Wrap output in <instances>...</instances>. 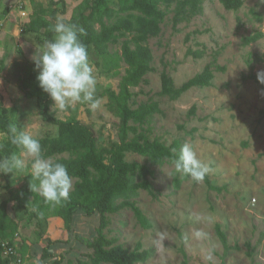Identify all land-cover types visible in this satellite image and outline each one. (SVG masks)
Returning <instances> with one entry per match:
<instances>
[{"label": "rangeland", "instance_id": "1", "mask_svg": "<svg viewBox=\"0 0 264 264\" xmlns=\"http://www.w3.org/2000/svg\"><path fill=\"white\" fill-rule=\"evenodd\" d=\"M54 1L57 5L50 7L47 0H0V100L8 110L10 121L38 139L55 137L57 130L41 120L35 100L25 95L21 82L26 66L33 64L30 57L35 45L42 44L45 38L39 33L27 35L26 17L18 18V13L20 16V12L26 11L31 19L43 10L42 17L52 26L57 17L72 20L83 0ZM240 1L241 7L234 11L226 10L219 0H203L198 15L176 26L173 25L175 6L162 7L166 16L160 34L146 41L153 57L151 70L137 88L131 89L135 94L131 107L156 102L160 113L144 126L150 129V139L157 138L167 146L174 140L192 145L198 158L212 169L208 174L211 184L221 191L209 190L204 182L193 183L182 178L170 164L153 166L154 176L149 181L155 197L140 190L135 200L151 228H141L133 213L123 210L106 215L109 224L104 230L107 238L117 239V244L129 251L137 243L144 250L151 249L152 256L144 264H180V247L187 255L188 264H208L203 255L209 247L214 248L211 264H220L223 249L215 234L216 225L221 227L230 246H239L238 251L226 257L225 264H251L245 255V243L254 248V264H264V95L262 88L249 79L250 75L264 70V3ZM107 4L112 9L119 8L118 0H107ZM6 8L8 13H4ZM53 9L57 10L56 19L50 16ZM257 32L263 34L262 39L247 46L242 44V38ZM121 42L122 39L108 46L106 58L92 49L88 52L98 81L96 96L102 98L97 110H90L87 104H77L67 111H52L51 106L57 119H76L88 126L101 150L117 142L119 120L108 93L118 91L127 68L120 57ZM187 50L202 51L203 55L194 59L187 55ZM206 66L213 71L209 87L192 88L174 101L158 95L163 72L175 87H180ZM3 142L0 140V144ZM125 160L146 162L135 154H127ZM25 164L24 172L18 173L17 178L0 174V204L9 202L7 187L19 189L24 176L30 173L31 160L26 159ZM177 176L181 182L176 188ZM71 182L73 186L74 180ZM7 212L16 224L14 239L17 248L23 246L20 253L24 263L32 264L38 256L41 264H52L60 251L50 260H42L40 242L41 237H54L53 229L59 227L51 211L36 218L28 207L18 209L8 203ZM209 214L215 218L211 225L196 219L197 215ZM75 219L70 249L60 253L61 264L88 261L84 252L89 250L79 238L86 243L96 236L98 215L86 217L77 212ZM196 230L207 232L208 239L197 241ZM60 238H65V234Z\"/></svg>", "mask_w": 264, "mask_h": 264}, {"label": "trees", "instance_id": "2", "mask_svg": "<svg viewBox=\"0 0 264 264\" xmlns=\"http://www.w3.org/2000/svg\"><path fill=\"white\" fill-rule=\"evenodd\" d=\"M47 1L50 7L57 5L54 0ZM118 3L119 8L115 10L108 6L107 0H83L72 20L64 21L82 27L86 34L80 39L88 52L92 49L98 56L104 58L109 55L108 46L122 39L120 57L127 68L119 81L118 91L108 93L119 120L117 142L112 143L109 149L101 150L93 131L78 120L57 119L51 112L53 101L38 86L34 64L25 68V76L21 82L22 91L27 97L35 100L41 120L57 130L55 137L40 139L43 155L45 158L64 164L71 181L74 180L69 199L56 206L46 204L38 193L31 192L30 173L24 176L19 189L13 190L7 187L8 203L12 206L18 209L28 207L32 211L31 215L36 218L51 211L52 217L59 222V227L53 229L54 237L47 235L40 238L42 260L53 258L49 253L51 246L71 242L73 220L77 212L86 217L98 215L99 223L92 241L85 243L79 238L90 253L86 255L88 261L78 260L76 264H144L153 253L151 249H142L140 243L129 251L117 244V239L107 238L104 234L109 224L106 215L129 210L141 228H151V223L138 208L135 200L140 190L155 197L153 186L149 181L154 176L152 167H162L165 163L172 165L171 149L178 150L182 144L179 140H174L167 146L157 138L150 139L148 135L150 129L144 126H148L154 115L160 113L158 104L149 102L133 109L130 102L135 94L131 89L137 88L151 70L153 57L146 41L160 34V25L166 16V12L161 8L168 9L172 5L175 6L173 25L176 26L198 15L202 10L203 0H118ZM219 3L226 10L234 11L242 5L240 0H219ZM8 11L9 9L6 8L4 13ZM56 11L53 9L50 12L53 19H56ZM40 14H33L29 23L24 26V32L43 34L45 39H51L52 26L42 17L43 10ZM262 38L263 34L257 32L242 38V44L247 46ZM187 55L199 59L203 52L187 50ZM249 79L264 89V85L258 82L257 75H250ZM212 80L213 71L209 66L180 87H175L171 78L163 72L158 95L174 101L192 88L209 87ZM9 122L11 121L8 110L0 100V132L6 131ZM2 145L0 153L3 156L18 152L10 142L4 141ZM127 154L141 156L146 162L144 164L127 162L125 160ZM182 178L189 179L183 176ZM180 182L181 179L177 176L176 188ZM203 182L209 190L221 191V188L211 184L208 176ZM193 183L197 182L193 181ZM8 203L0 204V242L9 241L10 245L15 246L16 252L23 257L20 253L23 252V246L17 248L15 243L17 227L7 212ZM62 234H65V238H60ZM215 234L223 249L220 264H225L226 257L232 251H238L239 246L228 244L226 235L219 225L215 226ZM244 247L246 257L250 259L251 264H254V248L249 243H245ZM178 252L181 256L180 264H188L184 249L180 247ZM62 261L63 257L57 256L52 264H61ZM0 264H8L7 259L2 257L1 243Z\"/></svg>", "mask_w": 264, "mask_h": 264}, {"label": "clouds", "instance_id": "3", "mask_svg": "<svg viewBox=\"0 0 264 264\" xmlns=\"http://www.w3.org/2000/svg\"><path fill=\"white\" fill-rule=\"evenodd\" d=\"M50 31L53 33L52 38L36 44L30 59L37 72L38 86L53 101L52 111H67L77 104H87L90 110H97L102 98L96 96L97 77L90 64L87 47L80 39L86 34L85 30L57 17ZM257 80L264 85V70L257 72ZM261 95H264V89ZM0 140L10 142L19 152L0 158V174L17 178V174L23 173L26 168V159L31 160V192L38 193L46 204L52 206L69 199L72 182L68 170L64 164L44 157L40 139L28 130L19 129L16 123L9 122L6 131L0 132ZM171 153L175 173L194 182H203L212 171L188 143L178 150L172 148ZM196 219L209 225L215 222L210 214L197 215ZM194 237L197 241H205L208 233L196 230ZM213 258L214 248L205 249L203 259L211 264ZM32 264H41L40 258L37 256Z\"/></svg>", "mask_w": 264, "mask_h": 264}, {"label": "built area", "instance_id": "4", "mask_svg": "<svg viewBox=\"0 0 264 264\" xmlns=\"http://www.w3.org/2000/svg\"><path fill=\"white\" fill-rule=\"evenodd\" d=\"M25 11L20 12V18L26 17ZM2 257L7 259L8 264H25L23 258L16 252L15 246L9 241H1Z\"/></svg>", "mask_w": 264, "mask_h": 264}, {"label": "crops", "instance_id": "5", "mask_svg": "<svg viewBox=\"0 0 264 264\" xmlns=\"http://www.w3.org/2000/svg\"><path fill=\"white\" fill-rule=\"evenodd\" d=\"M2 5L4 6L5 4H4V1H3V3H2ZM7 6H9V4H6V7ZM25 13L27 14V16H26V23L28 24L29 23V21L31 20L30 19V15L25 11ZM18 18H20L19 17V13H18ZM25 21V20H24ZM27 35H32V36H34L35 35V33H26ZM12 205V204H11ZM83 215V214H82ZM75 222H76V219H74L73 220V226H74V224H75ZM72 242V241H71ZM70 244L71 243H69V244H66V245H64V244H55V245H53V246H51L50 248H49V253L51 254V255H57V251L59 252V255H57V256H61L60 255V253L62 252V251H64V252H66V251H68L69 249H70ZM69 245V248L68 247H66V246H68ZM62 249H66V250H62ZM88 249V248H87ZM84 253H86V254H88V253H90V252H88V251H86V252H84ZM50 260V259H49Z\"/></svg>", "mask_w": 264, "mask_h": 264}]
</instances>
